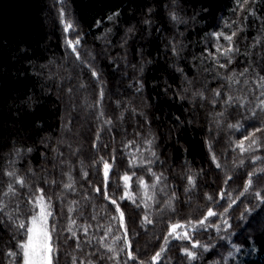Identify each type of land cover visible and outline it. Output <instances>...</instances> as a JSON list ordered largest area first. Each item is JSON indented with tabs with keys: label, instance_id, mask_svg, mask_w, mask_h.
Wrapping results in <instances>:
<instances>
[{
	"label": "trees",
	"instance_id": "16d2710c",
	"mask_svg": "<svg viewBox=\"0 0 264 264\" xmlns=\"http://www.w3.org/2000/svg\"><path fill=\"white\" fill-rule=\"evenodd\" d=\"M262 78L264 0H0V264L41 195L52 264H264Z\"/></svg>",
	"mask_w": 264,
	"mask_h": 264
},
{
	"label": "snow or ice",
	"instance_id": "6c2138e0",
	"mask_svg": "<svg viewBox=\"0 0 264 264\" xmlns=\"http://www.w3.org/2000/svg\"><path fill=\"white\" fill-rule=\"evenodd\" d=\"M245 2H247V0H245ZM66 27L67 28H71L72 25L68 24ZM233 35H235V33H233ZM225 39H227L228 41H231L232 40V36H226ZM76 43H79V41H77ZM226 51H230V49H228ZM262 79H264V78H262ZM257 131H260V129H257ZM252 135L254 136L255 133H253ZM245 139H251V137H246ZM254 144H256V140H252L251 144L249 145V148H245L243 141H241L238 144V147H240L242 151H248L252 147V145H254ZM110 167L111 166L107 162H105V164H104V175H105V177L108 176ZM9 175H12V173H9ZM124 179H125V181H128L130 179V177L125 176ZM19 182L21 184H23L22 180L19 181ZM251 184H252V181H251V179H249L247 185L244 188V192L248 191V188L251 186ZM12 190L13 189L11 187H9V191H12ZM241 195H243V193H241ZM256 195H257V197L260 196L259 193H257ZM37 203H38V205L40 207L39 216L32 218V221H31L32 228L27 230V231L31 232L32 235L29 237L27 243H25V244L20 246L23 249L24 264H52L51 254L53 252V249H52V247L49 244V241H50L51 237H50L48 229H47V217L51 215V212H49L47 210L48 206L44 202L43 195L38 197ZM112 203L115 204L116 202L113 200ZM0 211H2V208H0ZM120 215L122 217L123 213L121 212ZM215 215H217V214L214 211L209 210L207 212V215L204 217V219L199 221V223L200 224H204L207 221L208 217H212V216H215ZM38 219L43 224V228L39 229V230L36 227ZM19 226L21 228H23L24 224L20 223ZM183 227H185V225L174 224V225H172V231L169 234L171 235L172 233H175L178 228H183ZM184 235L187 236V233H185ZM38 236H42L43 237V241H42V244H41L40 251H37V249H36V247L34 245V241L37 239ZM197 246L198 245H193V247H197ZM161 251H163V249H161ZM185 251H186V254L190 258H194L195 254L192 251H189L187 249ZM10 255H14V253H10ZM159 258H160V252H157L155 254V256L153 257V260H159Z\"/></svg>",
	"mask_w": 264,
	"mask_h": 264
},
{
	"label": "rangeland",
	"instance_id": "374dc122",
	"mask_svg": "<svg viewBox=\"0 0 264 264\" xmlns=\"http://www.w3.org/2000/svg\"><path fill=\"white\" fill-rule=\"evenodd\" d=\"M36 227L38 230L43 228L41 221H39V223L36 225ZM42 241H43L42 236H38L37 239L34 241V245H35L37 251H40Z\"/></svg>",
	"mask_w": 264,
	"mask_h": 264
}]
</instances>
